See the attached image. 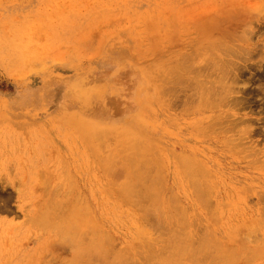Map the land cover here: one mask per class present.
<instances>
[{"label": "rangeland", "instance_id": "374dc122", "mask_svg": "<svg viewBox=\"0 0 264 264\" xmlns=\"http://www.w3.org/2000/svg\"><path fill=\"white\" fill-rule=\"evenodd\" d=\"M117 142L149 152L156 174H141L155 193L161 184L160 208L152 184L143 199L123 192L141 150L128 149L132 171ZM150 205L164 210L152 223ZM172 214L176 246L182 223V237L221 252L215 264L231 260L223 253L264 264V0H0V264H74L75 248L92 256L78 228L101 232L96 247L109 237L130 264L167 263L157 252H179L163 232ZM53 216L61 224L43 218ZM193 253L176 264H199Z\"/></svg>", "mask_w": 264, "mask_h": 264}, {"label": "bare ground", "instance_id": "6f19581e", "mask_svg": "<svg viewBox=\"0 0 264 264\" xmlns=\"http://www.w3.org/2000/svg\"><path fill=\"white\" fill-rule=\"evenodd\" d=\"M195 74L197 75L198 72L195 73ZM196 79H198V78H196ZM196 79H195L194 81H197ZM194 83H195V82H194ZM196 85H198V84L196 83ZM196 87H197V86H196ZM196 87H195V88H196ZM197 89H198V87L196 88V90H197ZM200 89H202V88H200ZM203 90L205 91V94H204ZM199 91H200V90H199ZM200 92H201V91H200ZM206 92H207L206 89L203 88V89H202V92H201V93H203V94H201V96H202L201 98H202V99H204V95L207 94ZM197 94H198V92H197ZM208 95H209V94H207V97H206L205 99H207V98L209 97ZM199 96H200V94H199ZM203 102H204V100H203ZM205 102H206V101H205ZM205 102H204V103H205ZM205 104H206V103H205ZM91 133H92V132H91ZM99 133H100V132H99ZM99 133H97V134H99ZM85 135H86V134H85ZM100 135H101V134H100ZM123 135H124V134H123ZM125 136H126V135H124V137H125ZM97 137H98V136H97ZM100 138H101V137H100ZM128 138H129V141H130V138H131V137H128ZM128 138H127V139H128ZM132 138H133V137H132ZM132 138H131L132 142H134V141L137 139L136 137H134V138H136V139L133 141ZM121 139H123L124 142H127V141H125V139H124L123 137H121ZM127 139H126V140H127ZM118 141L121 142L122 140H118ZM129 141H128L127 143H129ZM136 141H138V139H137ZM120 142H117V143H119V146H121ZM127 143H125V147L128 146ZM130 143H131V142H130ZM130 143H129V145H130ZM134 144H135V143H134ZM134 144L132 143V146H134V148H133L132 146H129V147H131V148L133 149V151H135V152H134L135 155L138 154L136 150H138V149L140 148V150H141V151H140V156H142V158H144V159H142L139 155L135 156V157H136V160L133 158L134 161L136 162V164H135V163L133 162V160H132V157H133L134 154L131 156V154H132L133 152L130 154V152H131L132 150L129 151L131 148L129 149V147H127V148H126L127 150H125V151H126V152H125V151L123 150L125 147H124V146H121L122 149H121L120 147H118V148H120V150H123V153L125 152V154H123V156L126 155L127 152L129 153V154H127L126 156L123 157V158L125 159V160L123 159L124 162L126 161L127 158H128V160H129L130 157H128V155H130V156H131V158H130V164H134V165H136V166H135L136 169H137V166H138V168L140 169V173H139V172H137V173H139L140 175L143 176L144 173L141 174V171L144 172L145 169L147 170V168H148V170L146 171V173H151L152 168H151V167L149 168L148 165H145L146 163L149 164V162H148L149 160H148V161L146 160V159H149V157L146 158V157H147V154H148L149 152L146 151V149H143V148H141V147H138L139 144H140L139 142H138V145H137V144L134 145ZM122 145H124L123 142H122ZM117 146H118V145H117ZM136 146H137V148H136ZM140 146H141V145H140ZM135 148H136V149H135ZM128 149H129V150H128ZM143 150H144V151H143ZM142 153H143V155H141ZM144 153H145V154L147 153V154L145 155ZM117 154H119V153H117ZM114 155H116V154H114ZM148 155H149V154H148ZM116 156H117V155H116ZM137 157H140V158L142 159V160H141L140 158H138L139 160H141V161L143 162L142 165H141V161L138 162ZM110 160H112V162H114V159H110ZM123 160H122V163H123ZM128 160H127V161H128ZM131 160H132V162H131ZM143 160H144V161H143ZM145 160H146V162H145ZM105 162H107L106 159H104L103 163H105ZM144 162H145V163H144ZM107 163H108V162H107ZM137 163H138V164H137ZM139 163H140L141 167L139 166ZM124 164L127 166V164H129V161H128V163L125 162ZM124 164H123V165H124ZM130 164H129V165H130ZM105 165H106V163H105ZM107 165H109V164H107ZM125 165H124V166H125ZM143 165H144V166H147V168L144 167V169L141 170V168H142ZM189 165H190V164H189ZM109 166H110V165H109ZM109 166H108V167H109ZM108 167H107V168H108ZM130 167H131V165H130ZM132 167H133V165H132ZM132 167H131V168H132ZM190 167H192V164H191ZM109 168H111V166H110ZM109 168H108V169H109ZM126 168H128V167H126ZM131 168H130V169H131ZM133 168H134V167H133ZM133 168H132V171L134 170ZM188 168H189V166H188ZM192 168H193V167H192ZM130 169H129V170H130ZM139 169H137V170L139 171ZM127 170H128V169H127ZM137 170H134V171H137ZM189 170H190V169H189ZM189 170H188V171H187V170L185 171V172H187L186 175H187V174H190V177H189V178L191 179V181H193V185H195V184H194V180H195V178H196L195 176H196L197 173H195V172L190 173ZM130 171H131V170H130ZM130 171H129V173H128V171H127V173H126V174H127V175H126L127 178L129 177L128 175L131 174ZM153 172H154V169H153ZM153 172H152V173H153ZM137 173H136V174H137ZM146 173H145V174H146ZM152 173H151V174H152ZM193 173H195V174H193ZM133 174H134V172H133ZM133 174H131V175L133 176ZM136 174H135V177L133 176L134 181L132 180V177L130 176V177H131V180L128 178V179H127L128 181L126 180V181L123 183V184H125V183H129V184H126L127 186H126V185H122V188H123V186H125V187H124L125 189H129V191L127 190L128 192H126V190L123 188V189L125 190V191H124V190L122 189L123 192H126V193H128V195L132 196V195L134 194V192H135L138 188H140L142 191L144 190V192H142V191H140V190H137L136 192H139V191H140V193L134 194L133 196H134L135 198H138V197H139V194H140L139 199H140V198L143 199V197H141V194H142V196H144L145 193H146L147 190H148V193H149V194H153V196L155 195L156 201H158V202H156L155 204L153 203V206H154V205H157V203H158V208H160V206H159V201L161 200V199H160V198H161V197H160L161 195L158 196L160 193H159V194H156V193H157L158 191L160 192V190H161V192H162V188H160V187H161V186H160V185H161V184H160L161 182L159 183L160 185L158 184L159 186H157V187H159V188H158V190L156 191V193L154 192V191L157 189V188H154V187H156V184H155V186H153V185H154L153 183H151L152 185L150 184V182H152V181H150L149 183L147 182L148 180H151V177H152L154 174H156V173L154 172L153 175H151V174H146L148 177L150 176L149 179L147 178L146 175H144V177H145L144 180L147 179L146 181H144L142 178H140V179L137 178V177H141V176H140V175H139V176H136ZM187 176H189V175H187ZM158 177H159V176H158ZM193 177H194V178H193ZM135 178H136V179H135ZM192 178H193V179H192ZM152 179H153V177H152ZM138 180H140V181H138ZM141 180H142V181H141ZM129 181H130V182H129ZM131 181L134 182V185H132L133 183H131ZM143 181H144L145 183H144ZM136 182H138L137 185H136ZM146 182H147L148 184H147ZM153 182H154V181H153ZM142 183H143L144 185H143ZM154 183H155V182H154ZM195 183H196V182H195ZM145 184H146V185H145ZM149 184L151 185V188L148 187ZM129 185H130L131 188L129 187ZM135 185H136L137 187H133V186H135ZM138 185H143V186H142L143 189L141 188V186H138ZM127 187H129V188H127ZM132 187H133L134 189H132ZM145 187H146V188L148 187L149 189L146 190V189H144ZM193 187H195V186H193ZM152 188H154L155 190L152 189ZM131 189H132L133 191H132ZM150 189H152V191L154 190L153 193L150 191ZM194 189H195V188H194ZM197 191H198V194H199V191H201V190H200V189H197ZM130 192H133V194H130ZM136 192H135V193H136ZM141 192H142V193H141ZM195 192H196V189H195ZM148 193H147V194H148ZM154 193H155V194H154ZM147 194H146V196H147ZM146 196L144 197V199L147 198L145 201H147V203H148L147 205H149V203H150L151 201L149 202L148 200H151L153 196L151 195L150 198H149V195H148V197H146ZM156 196L160 197L159 200L157 199L158 197H156ZM202 198H203V196L200 197V199H202ZM153 200H154V197H153ZM166 200H167V198H164V201H166ZM170 200L172 201L173 199H172V198H169V201H170ZM154 201H155V200H154ZM139 202H140V201H138L137 203L139 204ZM160 203H161V202H160ZM162 203H163V202H162ZM170 203H171V202H169V206L171 205L170 207H172V210H173V209H174L173 205H175V204H174L175 202H174V203H171V204H170ZM150 204H152V203H150ZM172 204H173V205H172ZM167 206H168V205H167ZM170 207H169V208H170ZM146 208H147V207H146ZM149 208H150V209H149ZM151 208H152V209H151ZM153 208H154V207H152V206L150 205V207L148 206V208H147L146 210L144 209L145 213L142 212L143 215L145 214V217H146V218H147L148 216L150 217L151 214H153L154 216H156V217H155L156 219H155L154 217H152V216L150 217L151 219L148 217L147 220L150 219V220H151V223H152L153 221H155V220H158V218H159V217H157L156 212L159 213V216H160L162 213H163V215H164V212H162V211H164L163 209H162V211H160L161 209H159V211L161 212V213H160V212L158 211V208H157V209H156V208L153 209ZM164 208H165V207H164ZM56 210H57V209H56ZM152 210H153V211H152ZM154 210H155L156 212H155ZM165 210H166V209H165ZM169 210H170V212H171V209H169ZM53 211H54V210H53ZM148 211H149V213H148ZM174 211H175V209H174ZM174 211H172V212H174ZM146 212H147L149 215H148ZM151 212H153V213H151ZM170 212H169V214H170L169 216L166 215V219H168L169 221L171 220V221H170L171 223L169 222V225H170V227H171V224H173V223L175 224V218H174L173 214H172V218H171V219L168 218V217H171V213H170ZM54 213H55V212H54ZM58 213H59V212H58ZM150 213H151V214H150ZM166 213H167V212H166ZM174 213H175V212H174ZM146 214H147V215H146ZM167 214H168V213H167ZM51 215H52V213H51ZM58 215H59V214H58ZM45 216H46L47 218L50 217L48 213L45 214ZM68 216H69V217H68ZM68 216H67L68 218H66V217H65V218H66V219H69V220H70V219H75V217H74L72 214H71V216H70V213H69ZM76 216H77V215H76ZM167 216H168V217H167ZM46 217H43V218L46 219V223H47V221H48V223H49V221H50V222L52 221L51 224H52V223L57 224V222H58V221L60 222V220L63 218V216L60 217V215H59L60 218L58 217L57 219H60V220H57V222H56V221L54 222V220H56L54 216H53L54 219L52 218V220H48L49 218L47 219ZM70 217H71V218H70ZM73 217H74V218H73ZM145 217H144V218H145ZM77 218H78V216H77ZM77 218H76V220H78ZM144 218H143V216H142V219H144ZM173 218H174V219H173ZM63 219H64V218H63ZM66 219H64V220L67 221ZM154 219H155V220H154ZM164 219H165V217H164V218H163V217H160L159 220H160V222L163 223ZM183 219H184V218H183ZM145 220H146V219H144L143 221H145ZM152 220H153V221H152ZM172 220H174V221H172ZM71 221H72V220H71ZM74 221H75V220H74ZM78 221H79V220H78ZM59 222H58V223H59ZM72 222H73V221H72ZM79 222H80V221H79ZM172 222H173V223H172ZM183 222H185V221H183ZM144 223H145V222H144ZM162 223H159V225L161 224L162 226H164V224L167 223V222H166V220H165V223H163V224H162ZM51 224H47V225L50 226ZM59 224H61V222H60ZM82 224H83V223H82ZM92 224L94 225V223H92ZM154 224H155V222H154ZM174 224L172 225V226H173L172 228H169V230H167V231H169V232H167L166 230H164V227H162V229L164 230L163 232H166V234L168 235L169 238H171V237L173 236V238H171V239H169V238L167 237V240L170 241L171 244H172L173 241L176 243V240H173V239H175L174 234H172V230L175 231V227H176ZM183 224H186V223H183ZM93 225L90 224V226H91V227H94L93 229L95 230V227H97V225H96V224H95L94 226H93ZM145 225H146V223H145ZM187 225H188V223H187ZM57 226H58V224H57ZM87 226H89V225H87ZM146 226H147V225H146ZM166 226L169 227L168 224H166ZM179 226H180V228H179ZM181 226H183L182 223H181V224H178V226H177L179 232H180V231H183L182 233H184V234L187 235V231H186V230H188V229H187L188 227H187L186 225H184L185 227L182 228ZM52 227H53V226H52ZM54 227H55V226H54ZM160 227H161V226H160ZM186 227H187V228H186ZM74 228H75V226H74ZM97 228H98V227H97ZM165 228H166V227H165ZM181 228H182V230H181ZM59 229H60V226H59ZM61 229H63V228L61 227ZM61 229H60V230H61ZM67 229H68V228H67ZM67 229H65V231H66ZM82 229H83V228H82ZM90 229H91V230H90ZM90 229L88 228V230H90V232L94 231V230H92V228H90ZM166 229H167V228H166ZM184 229H185V231H184ZM191 229H192V228H191ZM191 229H190V230H191ZM147 230L149 231V229H147ZM170 230H171V232H170ZM178 230L176 229V231H178ZM192 230H193L192 233H194V229H192ZM77 231H79V232H77ZM81 231H83V230H79V228L76 229V232H77V234H79V235H80V234L82 235V233H84V232H81ZM86 231H87V228H86ZM97 231H98V230H96V232L94 231L93 234H92V233H89V232H88L89 234L86 233L88 236L92 234V236H89V237H88L87 235L83 234V235H85V236H82V237H85V239L82 238L81 235H80V238L83 239V240H85V242L88 243V247H89V245L91 246L90 249H92L91 251H93V255H92V256L90 255V256H91V257H90L89 255L87 256L85 252H82L81 249H80V250L77 249V248L72 249V257H73L72 259H73V261H74V264H83V263H85V262H87V263H89V264H93V263L95 264V263L97 262V264H98L99 261H100L99 264H101V263L103 264V262H104L105 260L107 261V262H106V261L104 262V263H106V264H108V262H109V264H116V263H115V260H114V257H115L116 260H117L118 258L122 257V259H121V258L118 259L117 264H122L123 260L126 261V263L124 262L123 264H127V263H129L128 258L125 257L124 254H119L120 256L118 255V256H117L118 258H116L115 253H113V252H115V251L113 250L114 247H113V245H109V241H110V240H109V237H107L106 235H104L103 238L99 235L100 238L98 237V240L103 239V241H104V239L107 240V238H108V240H107V241L105 240L104 242H106L105 244L108 243V245H107L108 247H111V246H112L111 249H110V248H107V246L104 247L105 245L102 246V245H101V244H103V243H101L102 240H100L99 242L97 241L98 243H97V242H96V243H97L98 247L101 246V247H103V248H100V247H99V249H98V247H96L95 245L93 246V244H95L94 240H95V238H96V237H94L93 235H95V234H101V232L98 233ZM189 232H190V231H189ZM169 233H170V235H172V236H169ZM69 234H70V232H69ZM184 234H181V235L179 236V237H180L179 239L182 240V238H184V237H182V235H184ZM190 234H191V233H190ZM203 234H205V233H203ZM95 236H96V235H95ZM191 236H192V237H189V238H191V239H190V240H191L190 242H191L192 244L189 242V238H188V240H187L186 238L183 239V240L188 241V244H191V245H192V246L189 245V246H190V251H189V247H188V249H186V247L188 246V245L186 244V243H187L186 241H185L186 243H185L184 241H182V243H180V242H178V241H181V240H177V246H176L175 243L173 242V244L175 245V246L172 245V246L174 247V249H175V247H176L177 249H179V250H177V249L175 250V251H179V252L176 253L177 256H179L180 254H182V250H183L184 254H186V253H193V252L195 253V251H193V252H191V251L193 250L192 248H193V247H196V246H197V250H198V252H199V249H200V248H198V247L201 246V243L196 242L195 245H194L193 243L195 242V239H193V241H194V242H193V241H192V238H194V237H193V234H191ZM70 237H71V235L69 236V238H70ZM90 237H91V240H89ZM181 237H182V238H181ZM203 237H205V235H203ZM87 238H88V240L86 241ZM92 238H93V239H92ZM176 239H177V238H176ZM96 240H97V239H96ZM96 240H95V241H96ZM150 240H151V238L149 239V243H148V242H147V243H148V245H149V244L151 245L150 247L152 248V251H154L155 254L158 253V255H159V254H163V255H164V251H166V254H165L166 257L163 256V255H161V259H163V258H167V259H169L170 261L172 260L171 262H170V261H167V263H166V259H163V261H164V260H165V261H164V262H163V261H161V262H160V261H159V262L157 261L158 264H165V263H166V264H168V263H169V264H172V263L176 264V262H175V257H177V256H175L176 254H175L174 251L171 250V252L173 253L172 255H171V252L168 253L167 251H170V249H168L167 246L165 247V246H164L165 244L163 243V244H162L163 247H162V248H159V249L162 250V252H163V253H162L160 250L158 251V248H157V249L154 248V246L157 245V244H156L157 242H153V243L155 244V245H154V244H151L152 241H150ZM158 240H159V239H158ZM172 240H173V241H172ZM209 240H210V239H209ZM147 241H148V240H147ZM153 241H155V239H154ZM210 241H211V240H210ZM210 241H209V242H210ZM214 241H216V240H214ZM85 242H84V243H85ZM140 242H141V241H140ZM145 242H146V241H145ZM87 243H86V244H87ZM89 243H90V244H89ZM92 243H93V244H92ZM100 243H101V244H100ZM178 243H180L181 245L184 244V245H183L184 248H182L183 246H181V245H180V246H181V247H180ZM198 243L200 244V246H199ZM212 243H213V241L210 242L211 246H212ZM217 243H218V242H217ZM217 243L214 242L213 246H215V244L217 245ZM110 244H112V243L110 242ZM197 244H198V245H197ZM72 245H73V244H72ZM153 245H154V246H153ZM186 245H187V246H186ZM193 245H194V246H193ZM73 246H74V245H73ZM160 246H161V245H160ZM160 246H159V247H160ZM185 246H186V247H185ZM164 247H165V248H164ZM201 247H202V246H201ZM215 247H216V246H215ZM217 247H218V245H217ZM243 247H244V246H243ZM243 247H242V248H243ZM93 248H94V249L97 248L98 250H97V249L94 250ZM105 248H106V249H105ZM163 248H164V249H163ZM242 248H241V249H242ZM76 249H77V250H76ZM102 249H105L106 251H105V250H102ZM107 249H108V251H109V250H110V251L113 250L112 252L109 251V252L111 253V255H110V253L107 251ZM153 249H155V250H153ZM174 249H173V250H174ZM180 249H181V252H180ZM185 249H186L188 252H187ZM191 249H192V250H191ZM202 249H204V248H201L200 250H202ZM222 249H224V248H222ZM96 250H97V251H99V250L101 251V250H102V252L99 253L100 251H99V252H96ZM163 250H164V251H163ZM184 250L186 251V253H185ZM73 251H74V252L77 251V252H76L77 259L75 258L76 256L74 255L75 253H73ZM104 251H105V253H103ZM136 251H137V250H136ZM144 251H145V250H144ZM155 251H156V252L158 251V252L156 253ZM209 251H210V253H212L213 255H211V254L209 253ZM209 251H208V252H207V251L205 252V250H204V252H203V250H202V254H203V259H204V260H203V259H202V261L200 260L201 263L198 261L199 259H197L196 257H194V256L196 255V253H195V254L193 253V254H191V255H193V257H194V259H195V262L197 261L196 263L199 262V264H204L203 261L207 260V256H208V254H209L208 257H209L210 259L208 258V260H207L208 262L206 261L205 263H207V264H208V263L211 264V263L213 262V261H212V260H213L212 257H213V256L215 257V256L219 253V251H215V250H214V251H215L214 253L212 252L211 249H210ZM94 252H95V254H98V253H99V254H102V253H103V255H102V258H103V259H101V257H100V259H101V260H100L98 257L94 256V255H95ZM133 252H134V251H133ZM160 252H161V253H160ZM216 252H217V253H216ZM238 252H239V249H238ZM238 252L236 251L237 254H239ZM245 252H247V251L244 250V254H245ZM78 253H79V255H78ZM130 253H131V251H130ZM141 253H143V250H142ZM141 253L139 252V253L137 254V252H134V255H138V256H139V254H140V256H142L143 254H141ZM145 253H147V252H145ZM179 253H180V254H179ZM204 253H205V254H204ZM215 253H216V254H215ZM226 253H227V252H226ZM236 253H235V254H236ZM241 253H242V250L240 251V255L243 254V253H242V254H241ZM84 254H85V255H84ZM107 254H108L109 256H111V258H107V257H109ZM112 254H113V255H112ZM167 254H170V255H167ZM178 254H179V255H178ZM219 254H221V252H220ZM219 254H218V255H219ZM227 254H228V253H227ZM227 254H225V256H224V253H223V255H222L223 258H221V260H222V259H223V260L220 261V262H224V261L227 260V258H230L231 260L234 259V261H232L233 263H231V260H229V259H228V261L225 262V263H231V264H234L235 261H236V258H237L239 255L236 257V256H230V253H229V255H227ZM237 254H236V255H237ZM244 254H243V256H244ZM73 255H74V256H73ZM114 255H115V256H114ZM122 255H123V256H122ZM131 255H132V254H131ZM145 255H146V257H145ZM182 255H183V254H182ZM186 255H187V254H186ZM189 255H190V254H189ZM204 255H205V256L207 255V256L205 257ZM210 255H211V256H210ZM78 256H79V257H78ZM85 256H86V257H85ZM112 256H114V257L112 258ZM169 256H170V258H169ZM172 256L174 257V262H173V258H171ZM196 256H197V255H196ZM198 256H201L200 259L202 258L201 251H200V254H199ZM226 256H228V257L226 258ZM94 257H96V259L98 258L96 262H94V260H95ZM104 257H105V260H104ZM123 257H124V258H123ZM142 257H143V258L145 257V259L148 257L149 259L147 258L146 260H151V259H150V256H149L148 254H144V256H142ZM142 257H141V258H142ZM204 257H205V258H204ZM217 257H218V256H217ZM217 257H215V258H217ZM220 257H221V256H220ZM220 257H219V258H220ZM224 257H225L226 260H224ZM231 257H232L233 259H232ZM245 257L247 258V254H246ZM251 257H252V256H251ZM251 257H250V258H251ZM87 258H89L88 261H86ZM106 258H107V259H106ZM125 258H126L128 261L125 260ZM129 258H131V257H129ZM143 258H142V259H143ZM75 259H76V260H75ZM78 259H81V260H83V261L78 260ZM109 259H112V260H109ZM145 259H143V261H142L141 263L146 262ZM196 259H197V260H196ZM211 259H212V260H211ZM98 260H99V261H98ZM108 260H109V261H108ZM130 260H132V258H131ZM152 260H155V259L152 258ZM152 260H151V261H152ZM209 260H210V262H209ZM214 260H215V259H214ZM216 260H218L217 262H219L220 259L217 258ZM101 261H102V262H101ZM111 261L114 262V263H112ZM151 261H149V263H148V261H147L146 264H151ZM120 262H121V263H120ZM130 262H131V261H130ZM152 262H153V261H152ZM215 262H216V261H215ZM217 262H216V263H217ZM154 263L157 264V263H156V260L154 261ZM154 263H152V264H154ZM213 263H214V262H213ZM213 263H212V264H213ZM225 263H224V264H225ZM129 264H130V263H129ZM131 264H133V263L131 262ZM214 264H215V263H214ZM220 264H221V263H220ZM222 264H223V263H222Z\"/></svg>", "mask_w": 264, "mask_h": 264}]
</instances>
